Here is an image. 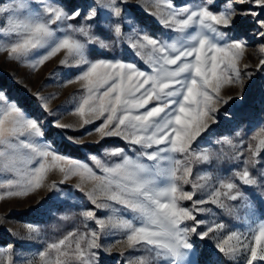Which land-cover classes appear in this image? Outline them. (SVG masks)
I'll use <instances>...</instances> for the list:
<instances>
[{
    "label": "snow or ice",
    "instance_id": "snow-or-ice-1",
    "mask_svg": "<svg viewBox=\"0 0 264 264\" xmlns=\"http://www.w3.org/2000/svg\"><path fill=\"white\" fill-rule=\"evenodd\" d=\"M154 6L157 11L146 14L179 34L171 42L149 34L129 15V9L141 7L140 0H0V51L16 61L32 58L33 68L62 51L61 66H86L77 79L83 82L87 95L75 111L84 124L94 122L87 118L89 114L103 117L96 129L102 138L120 137L130 145V151L136 152L133 159L125 149L116 148L109 154L120 159L112 165L92 156L104 173L98 176L87 163L73 162L40 143L38 138L45 132L39 117L0 88V102L6 105L0 108V161L7 171H12L18 160L38 165L26 173L20 191L9 190L7 195H24L39 188L46 173L59 168L64 180L70 174L80 177L74 187L91 205L82 211L85 220L94 221L100 232L124 230L129 247H148L153 259L162 258L164 264H201L193 239L197 238L214 240L213 248L227 258L226 264H234L238 257H243L244 264H261L264 221L255 229L249 227L246 234L231 229L223 219L206 224L197 216L214 215L212 208L203 207L205 204L237 219L240 212L251 220L258 212L264 214V157L260 156L264 139L256 149L249 144L246 157L243 139L223 137L217 141L234 150L232 155L223 151L215 154L218 161L223 158L243 165L231 178L221 179L218 186L197 182L210 176L191 179L190 164L193 159L204 163L213 159V153H197L193 144L210 134L211 125L216 123L218 109L213 105L221 102L219 93L224 83L242 84L237 64L247 44L245 37L251 33L264 40V0H225L222 9L215 0H202L195 8L174 7L169 0H155ZM101 7L110 10L108 18H101ZM161 7L167 11H160ZM77 20L83 23H71ZM58 32L63 35L58 37ZM89 45L100 49L122 45L141 58L149 70L108 52L101 53L107 58L92 62L86 58ZM33 98L40 110H47L48 98L39 92ZM53 127L65 126L56 123ZM239 135L237 132L236 137ZM176 154L185 159H178ZM86 179L97 183L86 190ZM16 183L8 179L0 187L11 189ZM184 184H191L192 191H184ZM245 186L253 189L251 195ZM206 189V197L198 198V192ZM58 190L62 191L61 186L53 182L50 191ZM181 200L191 201L192 207L181 206ZM113 204L120 205L116 211L122 210L130 218L109 223L97 216V210L112 208ZM53 251L54 261L50 255ZM109 251L99 242L98 232L90 231L79 236L70 233L48 245L39 256L43 264H100L101 254ZM7 264H12L11 256ZM138 264H153V260L141 259Z\"/></svg>",
    "mask_w": 264,
    "mask_h": 264
},
{
    "label": "rangeland",
    "instance_id": "rangeland-1",
    "mask_svg": "<svg viewBox=\"0 0 264 264\" xmlns=\"http://www.w3.org/2000/svg\"><path fill=\"white\" fill-rule=\"evenodd\" d=\"M77 2L88 3L90 0H77ZM104 2L107 3L108 0ZM129 2H134V0H129ZM169 2L174 7L195 8L201 4L202 0H169ZM215 3L222 9L225 0H215ZM154 4L155 0H140L141 7L134 10L129 9V15L149 34L171 42L179 34L163 28L156 18L146 14L157 11ZM160 11L166 12L167 10L161 7ZM109 12V9L101 7V18H108ZM71 23L79 26L83 21L77 20ZM125 31L129 29L126 28ZM62 35L61 32L57 33L58 37ZM209 35L212 34L209 33ZM77 38L83 39L79 36ZM245 39L247 44L237 64L242 84L224 83L219 93L221 102L213 105L218 109L215 113L216 123L211 125L210 134H204L203 138H198L193 144L197 153L214 154L211 163L196 162L193 159L190 164L191 179L197 180V177L210 176L211 179L197 180L198 183L208 186H218L221 179L231 178L235 171L243 167L239 162L223 158L218 161L215 158V154L222 151L228 155H232L234 151L227 144L217 143L218 140L223 137L235 138L237 141L243 139L246 157L249 154L248 145L251 144L252 148L256 149L259 141L264 139V65L261 64V60L264 59V51H262L264 40L259 36H252L251 33ZM102 52L116 54L125 61L137 63L144 70H149L141 58L133 56L131 51L122 45H117L113 49H100L98 46L89 45L86 58L92 62L107 58L101 55ZM64 55L62 51L43 65L33 68L32 58L16 61L9 59L6 52L0 51V88L13 100L21 101L28 112L39 117V122L45 132L44 137L38 138L40 143L50 145L57 154L73 162L87 163L98 176H103L102 168L96 165L91 159L92 156H95L102 164L112 165L120 159L109 154L116 148L125 149L127 155L133 159L136 157V152L130 151V145L120 137L113 135L102 138L101 132L96 129L102 124L103 117L97 119L95 114H89L87 118L94 122L83 123L75 109L87 95L82 86L83 82L77 79L86 66H61L60 61L64 59ZM69 62L74 63L71 60ZM103 91L104 89H100V92ZM37 92L48 98L47 110L42 111L37 107V101L33 98ZM229 97L232 99H228ZM223 100H227V103L222 102ZM4 107L6 105L0 102V108ZM56 123L65 127H53ZM237 132L240 134L239 137H236ZM21 151L30 154L27 149H21ZM176 156L182 161L185 159L180 154ZM260 156L264 157V147L260 148ZM144 162L151 163L146 160ZM37 166L35 162L18 160L13 170L7 171L3 162L0 161V184L8 179L17 182L11 189L6 185L0 187V264H7L8 256H11L12 264H43L39 253L47 251L48 245L58 243L70 233L79 236L90 231H97L99 242L110 248L109 252L101 254L100 264H138L141 259L153 260V264H164L162 258L153 259L154 253L149 252L148 247L130 248L124 230L112 229L100 232L99 226L94 221L85 220L82 211L91 208V205L74 187L75 184L80 183L78 175L70 174L69 178L64 180L63 173L59 171V168L54 167L46 173L39 188L24 195L8 196L9 190L20 191L22 189L26 182V173ZM61 181H63L62 185ZM53 182L60 185L62 191L51 192L50 187ZM96 183L95 180L86 179L85 189L90 190ZM181 186L186 192L192 191L191 184ZM245 191L251 195L253 189L245 186ZM206 195L207 189L197 194L198 198H204ZM179 203L183 207H192L191 201L181 200ZM203 207L212 208L214 215L201 213L197 216L198 219L204 220L206 224L223 219L231 229L246 234L249 227L255 229L261 221H264V214L259 212L254 220L245 219L244 212H240V219H237L235 216H228L214 205L205 204ZM120 208V205L113 204L112 208L97 210L96 214L109 223L121 217L130 218V214H124L122 210L116 211ZM109 217L112 218L111 221ZM186 223L191 224L190 221ZM193 239L201 264H226L227 258L213 248L214 240ZM50 255L54 261L56 253L53 251ZM234 264H244L243 257H238Z\"/></svg>",
    "mask_w": 264,
    "mask_h": 264
}]
</instances>
